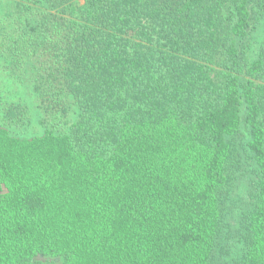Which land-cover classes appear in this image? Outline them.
I'll return each mask as SVG.
<instances>
[{"label": "trees", "instance_id": "obj_1", "mask_svg": "<svg viewBox=\"0 0 264 264\" xmlns=\"http://www.w3.org/2000/svg\"><path fill=\"white\" fill-rule=\"evenodd\" d=\"M264 0H14L0 54L41 134L0 125V264H264ZM245 158L240 253L218 255Z\"/></svg>", "mask_w": 264, "mask_h": 264}, {"label": "rangeland", "instance_id": "obj_2", "mask_svg": "<svg viewBox=\"0 0 264 264\" xmlns=\"http://www.w3.org/2000/svg\"><path fill=\"white\" fill-rule=\"evenodd\" d=\"M14 0H0V45L3 32L10 23ZM264 40V16L257 24L254 32L252 58L257 56L260 43ZM28 68L13 66L11 60L0 54V125L6 124L5 109L10 104H21L27 109L26 120L20 125H13L15 132L26 135L41 134L44 131L40 123L41 110L39 95L33 89L32 78L27 73ZM234 183L226 215V226L220 239L218 255L223 262H231L241 250L240 229L241 218L250 208L252 195L257 181V167L250 158L242 161ZM64 257L40 255L34 264H63Z\"/></svg>", "mask_w": 264, "mask_h": 264}]
</instances>
